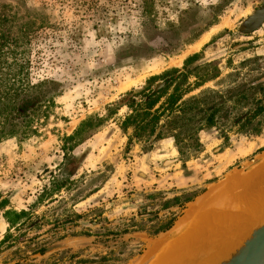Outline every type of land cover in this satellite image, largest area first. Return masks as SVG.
Here are the masks:
<instances>
[{
    "label": "rangeland",
    "instance_id": "1",
    "mask_svg": "<svg viewBox=\"0 0 264 264\" xmlns=\"http://www.w3.org/2000/svg\"><path fill=\"white\" fill-rule=\"evenodd\" d=\"M0 12L8 16L18 65L31 84L46 82L40 95L53 100L41 108L47 117H40L37 135L0 141V264L96 261L106 250L94 235L117 232L131 218L142 230L124 240L140 243L143 252L127 264H152L197 217V209L189 210L203 195L181 211L163 203L240 174L264 148V127L258 136L231 132L228 141L208 128L198 135L202 151L183 165L172 138L129 142L132 130L122 128L129 92L191 56L193 65L220 71L191 94L221 88L235 70L264 62V0H0ZM262 74L264 68L251 75ZM75 131L67 152L63 139ZM201 202L202 212H222L208 207L211 200ZM21 210L29 215L10 226L6 213ZM148 212L156 219L148 221ZM175 216L172 230L148 236ZM204 253L184 260L197 262Z\"/></svg>",
    "mask_w": 264,
    "mask_h": 264
},
{
    "label": "trees",
    "instance_id": "2",
    "mask_svg": "<svg viewBox=\"0 0 264 264\" xmlns=\"http://www.w3.org/2000/svg\"><path fill=\"white\" fill-rule=\"evenodd\" d=\"M7 22H9L8 16L0 12V141L11 137L27 139L37 135L40 117H47L45 111L41 109L42 106L45 107V103L53 105L52 97L45 99L40 95L41 88L46 82L31 84L26 78L27 71L24 64L18 65L14 39L9 36ZM8 57L11 58L10 61L7 60ZM195 60L196 55L191 56L184 61L181 68L167 69L149 78L147 86L141 90H131L126 103L129 113L122 122L124 130L128 128L132 130L129 142L133 138L148 143L166 137L172 138L183 165L202 151L198 135L204 129L217 128L224 141H228L231 132L258 136L264 127V74L251 75L254 71L264 68L263 61L256 63L252 69L244 73L235 70L231 74L232 79L227 83L224 82L221 88L207 87L191 94L220 75L218 68L211 67V63L203 66L193 65ZM243 64L244 62L241 66ZM200 69L203 70L201 75L198 74ZM191 77L194 80L189 82ZM157 80L160 81V86L155 88L153 83ZM76 135L78 131H75L74 136L63 139V150L67 152L72 150L73 145L69 142ZM53 187L57 190L61 186L55 184ZM204 191L205 188L193 194L175 196L165 201L162 208L167 210L170 206H177L181 211L186 203L193 201ZM28 215L29 213L24 210L7 212L5 219L10 226H13L16 220ZM139 215L143 219L142 214ZM177 216L164 226L147 233L148 236L154 237L168 231L174 225ZM145 217L148 221L156 219L157 212H148ZM119 226L121 229L117 232L106 231L101 235H94V242L101 243L106 251L98 260H80V264L108 262L127 264L133 258L140 256L143 252L141 244L134 243L130 246L128 241L132 238L124 240V236L141 231L142 226H137L134 218L120 223ZM8 237L9 234L5 236V240ZM130 247L135 249L130 250ZM37 251L42 254L45 248L40 247Z\"/></svg>",
    "mask_w": 264,
    "mask_h": 264
},
{
    "label": "bare ground",
    "instance_id": "3",
    "mask_svg": "<svg viewBox=\"0 0 264 264\" xmlns=\"http://www.w3.org/2000/svg\"><path fill=\"white\" fill-rule=\"evenodd\" d=\"M208 37V35H205L199 44L204 42ZM247 177L249 178V176ZM243 188H245L244 185ZM240 191L242 192V190ZM231 192L232 195L234 192L233 190ZM237 199L238 204L244 210L247 209L248 212H245L246 214L243 215V220H239V214H235V201L234 203L232 202V207H229L230 204L226 206L230 209L222 210V212L218 211L217 213L214 211V213H211L212 209L202 212L201 208L203 209V202L201 201L196 203L195 206L190 207L191 209L188 215H191L190 213L197 209L199 211L197 217L188 223L184 232L175 241L170 242L161 249L152 264H219L223 260L228 259V257L241 246L243 241L250 236L256 225H259V222L264 220V214L261 216H254L256 211L264 213V188H257L255 192L244 190L243 194L237 195ZM238 204L236 206L237 208ZM252 227L254 228L252 229ZM250 230L251 232H249ZM194 249H198L200 252H191ZM201 252H207L204 253L208 254L205 259L199 258V261L196 262L195 260L193 263L184 260L186 255L190 259L192 256H195V254H201ZM182 260L184 261L182 262Z\"/></svg>",
    "mask_w": 264,
    "mask_h": 264
},
{
    "label": "crops",
    "instance_id": "4",
    "mask_svg": "<svg viewBox=\"0 0 264 264\" xmlns=\"http://www.w3.org/2000/svg\"><path fill=\"white\" fill-rule=\"evenodd\" d=\"M262 153H264V148L262 150H260V152L257 155H261ZM257 155H255V156H257ZM240 172H241L240 174L233 173L231 175L223 176L220 180H216V181L211 182L208 185V187L205 188V191L202 193V195H203V199L207 200V202H208V200H211V202H210L211 204H209V208H213V209H217V210H219V209L220 210H228V209H230L229 207L233 206L234 201L235 202L238 201L237 195L243 194L244 190H250L252 192H255L257 190V188H260V187L264 188L263 187V185H264V183H263L264 182V178H263L264 177V158H261L257 163L247 167L244 170H241ZM247 176H249V178ZM246 179L248 182L246 181ZM242 181H244V182H242ZM255 182H257V183H255ZM260 184H262V185H260ZM243 185L245 186V188H243ZM229 186H230V188H229ZM226 187H228V188H226ZM232 190L234 193L231 195ZM240 190H242V192ZM239 192H241V193H239ZM229 204H230V206H229ZM226 206H229V207H226ZM245 212H247V209H245ZM245 212L243 215L246 214ZM263 214L264 213H260V211H256L254 216H257V215L261 216ZM261 223H262V221L259 222V225ZM257 225H256V227H257ZM253 228L254 227H252V229ZM251 230L249 232H251Z\"/></svg>",
    "mask_w": 264,
    "mask_h": 264
},
{
    "label": "water",
    "instance_id": "5",
    "mask_svg": "<svg viewBox=\"0 0 264 264\" xmlns=\"http://www.w3.org/2000/svg\"><path fill=\"white\" fill-rule=\"evenodd\" d=\"M264 158V153L254 156L240 166V170L257 163ZM174 225L168 230H172ZM166 231V232H168ZM219 264H264V221L252 230L250 236L246 238L226 260Z\"/></svg>",
    "mask_w": 264,
    "mask_h": 264
}]
</instances>
